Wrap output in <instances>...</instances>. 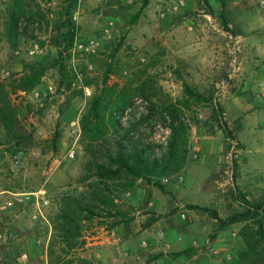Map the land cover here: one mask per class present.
I'll return each instance as SVG.
<instances>
[{
  "label": "rangeland",
  "instance_id": "1",
  "mask_svg": "<svg viewBox=\"0 0 264 264\" xmlns=\"http://www.w3.org/2000/svg\"><path fill=\"white\" fill-rule=\"evenodd\" d=\"M183 1L181 7L176 0H150L145 21L141 17V25H132L144 0H78L72 14L77 37L74 46L65 50L66 43L63 49L57 44L65 42L66 30L60 27L67 0H24L20 4L0 0V80L25 72L32 63L51 65L41 85L12 98L22 139L11 138L0 128L4 148L18 150L22 160L16 168L8 160L13 152L3 153L0 192L46 190L49 200L45 217L32 204H19L0 214V264H49L51 218L64 196L83 191L81 179L88 155L82 130L81 136L78 131L82 114L107 77L110 85L123 84L136 79L135 74L148 65L140 81L147 84L157 111L149 114V101L137 92L122 118L124 124L133 122L143 139L166 146L170 130L164 124L163 106L167 96L184 101L183 79L207 96L214 93V102L222 108L237 141L227 139L213 121L212 105L182 106L191 126L184 170L163 180L164 191L141 182L124 197L126 223L112 231L88 225L87 244L80 254L94 264H113L114 258L124 264H231L246 249L239 237L223 239L221 244L218 235L211 239L216 221L193 206L216 210L226 218L243 210L235 192L251 201H264L263 0L244 2L246 30L263 42L238 38L242 33L236 24L238 0H228L229 27L237 36L223 29L222 0H207L213 14L204 1ZM17 9L23 11V33L19 47L14 48L4 36V25ZM120 42L122 48L116 52ZM35 44L40 50L33 54ZM61 51L62 70L53 66ZM56 134L60 135L57 151L52 145ZM8 198L14 197L0 195V203ZM238 226L232 234L239 236L245 224ZM189 248L194 249L192 255L172 258Z\"/></svg>",
  "mask_w": 264,
  "mask_h": 264
},
{
  "label": "trees",
  "instance_id": "2",
  "mask_svg": "<svg viewBox=\"0 0 264 264\" xmlns=\"http://www.w3.org/2000/svg\"><path fill=\"white\" fill-rule=\"evenodd\" d=\"M18 4L24 0H15ZM209 13L213 14L211 6ZM69 6L63 7L62 16L65 21L61 25L66 30L63 34L65 42H58V47L65 50L71 49L77 37V27L72 19L73 10L78 0H67ZM150 0L144 3L131 19L132 25H136L148 7ZM19 6V5H18ZM23 11L17 9L11 13L4 25V36L14 48L19 47L22 36L20 27ZM219 17L223 23V29L229 33L238 35L229 27L228 0L221 1ZM123 42L118 43L116 52L122 48ZM64 52L61 51L53 66L64 68ZM51 65L44 63H32L27 70L20 74H13L8 80H0V128L11 138L22 139L20 134L21 122L17 109L13 103V96L27 94L41 85L47 70ZM150 65L135 78L121 84L115 82L109 84L106 78L104 86L90 99L82 117V144L88 155L84 167L85 173L81 179L83 191L64 196L58 206V210L51 218L53 233L48 247L49 264H94L92 260L84 257L80 252L85 251L87 244V227L107 231L114 230L117 226L128 220L125 209L124 197L133 192L141 182L155 186L164 191L163 180L181 173L187 163L189 150L190 122L184 117L182 106H198L210 104L213 107L211 118L227 139L237 141V136L232 132L226 122L222 108L214 102V93L208 96L202 93L198 87L184 81V101L173 100L166 97L163 106V119L165 126L170 130L167 145L155 143L143 139L137 134L138 125L129 121L124 124L122 118L129 110L132 99L137 92H141L143 98L149 101V114L154 115L157 105L152 102L150 94L144 82L140 81L141 74H147ZM180 75V70H174ZM64 74V72H63ZM136 90L135 83H139ZM90 86V82H85ZM71 84H68V87ZM157 94V93H156ZM215 129V128H214ZM60 135L56 134L52 139L53 149L58 150ZM4 142L0 139V160L5 152L19 151L4 148ZM12 155V154H11ZM234 168L238 164L234 162ZM9 190V189H5ZM236 201L242 207V211L235 212L223 218L218 211L206 207L193 206L201 212L208 213L216 221V228L211 239L217 237L221 231L227 230L235 224H245L240 230L239 236L244 242L246 249L242 251L231 264H264V201H251L245 194H234ZM14 206L13 208H15ZM12 209V208H11ZM89 225V226H88ZM193 248L183 250L172 255L173 259L182 256H190Z\"/></svg>",
  "mask_w": 264,
  "mask_h": 264
},
{
  "label": "built area",
  "instance_id": "3",
  "mask_svg": "<svg viewBox=\"0 0 264 264\" xmlns=\"http://www.w3.org/2000/svg\"><path fill=\"white\" fill-rule=\"evenodd\" d=\"M176 4H178V6H184V1L183 0H176ZM261 5L264 6V0L261 1ZM40 47L38 44L33 45L32 47V53L36 54L37 52H39ZM260 91H261V95L264 97V81L260 84ZM79 131V136H81V129L80 127L78 128ZM77 130H73V133H76ZM70 156L74 157V151L70 152ZM8 160L10 161L11 165L14 167H21L22 164V160H21V155H19V153L12 155L10 157H8ZM168 181V180H167ZM10 195L14 198H8L7 200H5L3 203H0V214L7 210V209H11L16 205L19 204H32L35 208V210L38 212V214L42 217H45L44 214V208L49 204V200L47 197V191L46 190H40L37 193H14V192H10V191H1L0 195ZM146 245V244H145Z\"/></svg>",
  "mask_w": 264,
  "mask_h": 264
},
{
  "label": "crops",
  "instance_id": "4",
  "mask_svg": "<svg viewBox=\"0 0 264 264\" xmlns=\"http://www.w3.org/2000/svg\"><path fill=\"white\" fill-rule=\"evenodd\" d=\"M229 2H230V0H229ZM244 2H245V0H238V4H237V6H236V8H237V10H238V19H237V21H236V24L241 28V32L242 33H239V35H238V38H240V40H243V41H245V42H249V41H251V42H263L261 39H260V37L259 36H257V35H253V33H250L249 31H247L246 30V28L247 27H245V18L246 17H248V11L246 10V8L244 7ZM150 4V3H149ZM149 6V5H148ZM148 8V7H147ZM145 9L144 10V12H143V14L141 15V17L143 18V20L145 21V19H146V16L150 13V11H148V9ZM229 11V10H228ZM140 17V18H141ZM140 20V19H139ZM143 20H141L140 21V23H139V25H141L142 24V21ZM261 20L262 21H264V16L261 18ZM260 20V21H261ZM137 23V24H138ZM136 24V25H137ZM141 28V27H140ZM263 31H264V29H263ZM253 35V36H252ZM251 37V39H249ZM248 39H249V41H248ZM177 40H180V38L178 37L177 38ZM236 227H239V228H236ZM240 227L241 226H238V224H235V225H232L231 227H229L227 230H225V231H221L219 234H218V237H217V242H218V244H221V242L223 241V239L225 240V239H229V238H231V237H234L235 236V238L237 237H239L240 238V236H238V233H233L232 234V232H234V231H237L238 229H240ZM237 229V230H236ZM228 256H229V258H231V256H230V254L228 253L227 254ZM112 262H113V264H124V261H122L121 259H116V258H114L113 260H112Z\"/></svg>",
  "mask_w": 264,
  "mask_h": 264
}]
</instances>
